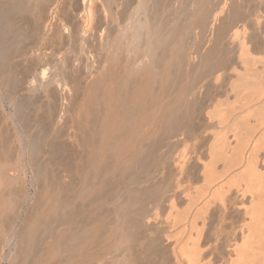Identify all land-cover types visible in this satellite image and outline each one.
<instances>
[{
    "label": "bare ground",
    "instance_id": "obj_1",
    "mask_svg": "<svg viewBox=\"0 0 264 264\" xmlns=\"http://www.w3.org/2000/svg\"><path fill=\"white\" fill-rule=\"evenodd\" d=\"M95 1L98 0H80L77 6L78 8L75 6V10L77 11L74 12L75 10L72 11L70 9L71 0H0V58H6V60H8V63L10 62L11 67L13 63L16 62L15 64H18L17 62L20 60L19 59L18 61H14L13 59L14 53H16L15 51H17L15 50L16 47L13 50L14 53L11 50L14 48V45H19L18 42H20V39L23 37V33H21V31L13 29L17 24L15 17L18 19V15H15L19 13L21 14L23 12L27 13V10L32 11V9H34L33 11H35L36 8L42 6L43 2L44 4L46 2L47 6L45 7V13L42 19L43 22H41L43 23V25L42 27H40L41 25L38 27L40 28L39 31L41 30L39 34L43 38L42 40H44V47L40 50L31 49L32 52L34 51L33 57L34 54H36V63L40 67L36 66L37 68H39V71L36 73V75H33V77H31L32 79L29 83H27L26 86L29 87V90L35 91L38 89V91H41V93L43 94V99L46 100L47 105H45V103L44 105L46 107L48 106L47 109L49 111L47 112L49 114L46 111L45 112L47 113V115L51 114L54 117V126L59 128L63 127L66 130L67 135L65 136H69V138H71V149H74L77 152L79 151V149H81L82 151L76 163L77 170H71V167L67 168L68 170H64L67 166L65 164V166L63 165L64 160L59 159L52 153L54 149L53 146L55 144L52 145V142L50 141L52 137L49 139V134L45 133L48 132V129L47 131L44 129V136L41 132V140H39L40 138L37 137L34 138L35 135L33 137L30 136L29 138L24 136L25 138L23 141H21L22 143L20 144V154H28L21 170L27 172V168L30 167L33 178L29 182L31 184V187H34V189H37L38 191L36 190L37 194L36 192L34 193L35 195L33 194V197L37 195V198H34V200L36 201H33V207H31L33 211H31L32 213H30L29 207V214H32L31 216H28V214L26 215V213H28L26 212L28 211L27 209H21L22 203L24 204L27 201L29 202L30 200H32V195L28 196L26 194L27 190L29 189L27 188L25 183L19 186L21 187V189L23 188L22 194L25 193L24 196L22 195L24 197L22 198V202H19L21 198L19 199V197L17 196L19 199L17 200V197H15V195L21 194V192L20 194H18L19 192L17 193L16 189H13L12 193H10L11 191L9 192V196L11 197H9L10 199H0V225H2L3 223L7 224V226L4 224V226L1 227L7 228H3V231L1 232L0 237L2 241L0 240V249H4V247L8 246L7 248H9V251H13V248H18L21 243H24V247H22V245L19 247L22 253L21 255L19 254L20 258L18 255L15 256V254L12 253L13 255L11 254L12 256H10V264L13 259H17L18 261L17 262L16 260H14L13 263H15L16 261L15 264H96L97 262L101 263L104 261H108L109 264H122L125 256L122 255L124 252L122 250L123 253L120 254L122 255V258H120L116 252L119 250V248L127 246L125 244L126 242L130 241L128 244L130 245V238L136 241V236L140 235V229L143 227L146 228L145 226H148L149 223L151 224L150 221L153 218L155 219L156 216L158 217L162 214V216H160L162 219L163 214L166 213L164 214V216H166L163 218L164 220H167L166 224L170 223L168 220H172L173 222L171 223L173 224H170L171 226L182 224L181 222L187 219L185 222L189 225V228H192L195 222L190 218L192 216H187V212H182L183 215H186H184L185 218L181 214H175L176 216L179 215V217L182 216V218L180 217L181 219L177 216L178 218H176L175 220L174 217L175 211L173 209L176 207V201L174 202L176 192L179 193V190L181 189V192L184 191L181 193L182 195L184 193V195L189 196V194H187L189 192L185 193L189 185H184L188 183L187 179L186 177L184 178L186 179V182L183 184L184 179L182 178V175L184 173L185 161L187 160L186 158L184 159V157L186 156L183 157V153L179 154V156H177L176 154L174 156L171 153L172 151L170 152L171 149L168 150V148H171V146H173L174 142H177L179 139H181V136L178 138L179 134L176 132L179 130H176V128H181L179 126H182L181 123L183 122L185 126L186 124L188 126V122L190 121L188 120L186 123L185 120L183 121V118L189 119L191 114H193L194 103H196L195 100L197 99L196 96L199 95L198 93L201 92L204 84L208 82L207 80L211 79L213 80L212 82L216 83V81L220 80L219 78L221 74L223 76V73L228 71H232L234 72V74H238L236 75L237 78H242L241 82H238L236 80L237 85L234 84L236 88H233L232 85V90L238 91H236L238 93L237 101L241 103V107H244L246 104L249 105L250 102L253 103V101L255 100L256 103H258L260 100H264V90L262 89L263 86H261V84H255L256 82H258V78L255 80L256 82H253L252 79V82H248L252 73H250V75H247L245 74L249 73L246 72L247 70H244L245 73L244 71H239L242 69L241 66H243V69L248 70L250 67L252 68L251 65H253L252 62L254 58L249 54L250 52L248 51L249 49L247 48V43H245V40L243 39L244 37L242 38V35L240 36V34L244 33H240V27L241 29H245L244 27L247 24L246 20L251 19L249 18L248 14H246V17V15H244V11L241 10L243 7L239 5L240 0H218L213 7L208 5V0H198V3L197 1H195V5L197 4L196 6L192 5V7L194 8L197 7L195 9V15L192 9L191 11L188 10L193 13V16L196 17V20L194 22L191 19H195V17L190 19V16L192 17V13L189 14V16L187 15L189 17L188 19H186V21L189 20V25L187 26V28H189L190 26V28L188 29L189 33L193 32H190V29H192V22L196 23L197 21L198 23H196V25L198 24V26L203 27H198V29H204L206 27L209 35L213 34L212 32L220 23V26L218 28V38L213 45L210 44L211 46H208L207 50H205L208 44V41L206 40H203V42H206L198 46L192 44V46L187 47L186 50L183 49V43V45H179L181 41L184 40L183 37L185 36L181 35L184 30L182 28L178 29L175 26L177 25L176 21L170 20L171 15L169 16L168 11L170 8H167V6H173V1L176 2L177 0H163L164 6L162 5V7L158 3L159 6L157 5V9H159L158 7H166V9H164L167 11V17H169L162 19V21H164L166 25L169 24L168 21H172L170 23L175 22L174 26L167 27H170L169 29L176 27L173 29L177 31L178 36H182L180 38L182 40L178 44L175 43L177 35H173V32H176L172 31L173 29L166 30L167 27L163 28L165 24L160 21L161 17L158 21L157 18L159 16L156 17V19L152 20L153 22L151 21L155 25H152L151 22H149V17L148 19L145 18L147 17L145 15L148 14L144 12L148 5L147 2H149L150 0H136V3L133 5H131L130 3L129 7H132L129 12L126 13V19L124 21L123 19L125 17V12L121 9V11H123L124 13H120V8H122L121 6H123V0L122 2L121 0H99L100 2L98 3L101 5L99 7H101L102 9L101 12L98 11L99 8L94 5ZM180 1L182 0H179L178 2ZM159 2L161 4L162 1L159 0ZM168 2L170 5H165V3L167 4ZM178 2H176L177 6ZM175 5L171 7V10L174 9V7L176 8ZM154 11L156 10L154 9ZM61 12L63 13L61 14ZM163 13L164 12L160 13L162 14V17ZM140 14L143 15L144 18H141L142 16H140ZM120 15H122V17ZM26 16H29L28 13L26 14ZM172 16H174V14ZM34 19H36V17ZM155 20L156 22H154ZM166 20H168L167 23L165 22ZM27 21L29 20L27 19ZM27 21L25 20V22ZM159 21L160 23H158ZM112 26L115 27V31L113 32L114 34H111ZM29 28L31 27L29 26ZM180 29H182L183 31H180L179 34L178 30ZM33 30H35L34 27ZM39 31L36 30V33ZM186 31L187 30L185 29V32ZM188 31L187 34L185 32L184 33L188 35ZM198 31L200 32V30ZM39 34L37 33L38 36ZM172 36L176 37L172 38ZM36 38L38 39V37ZM213 38L214 37H212V39ZM173 39L175 42L173 41ZM38 50L39 52H37ZM235 51L237 52L236 54L238 63L231 61V57L235 55ZM21 52V54L23 55L25 53L24 49ZM9 53H13V55L11 54L10 56ZM21 54H15V58L16 56L20 58V56H22ZM3 59H0V70L2 67L1 64L3 62ZM19 65L20 64H18V67ZM16 66L17 65H15L14 67ZM238 66L241 69H238ZM30 68H27V71ZM8 69L9 68H7V70ZM11 71L13 72V70ZM237 71L240 73L242 72V74H239ZM249 71H251V69ZM243 74L245 76H242ZM183 75L185 76L183 77ZM253 75L252 77L256 78L260 74H258V76H256L257 74ZM7 76L6 78H9L10 80L11 77ZM239 78L238 80H240ZM15 82H17V86L19 85V87L16 86L17 89L20 88L22 84L25 85L21 81V79L19 81L16 80ZM4 83L7 84L6 82ZM249 83L250 86L253 87V85L255 84L259 88H255L254 85L256 91L253 95L248 97V94L245 95V93L243 95V93L250 88ZM15 88H13V90ZM11 89L8 90L10 91ZM15 91L16 90H14V92ZM247 93L249 92L247 91ZM2 94L3 96H5V93ZM9 95L10 94H8V96ZM11 95L9 97H11ZM15 99L16 97L14 95L10 99H8V101L12 102L14 105L16 104L15 106H13L14 109L17 110V108L19 109L20 107L18 103L21 100L15 101ZM252 107H250V109L252 113H254ZM261 108L263 109V106L259 107L258 110H260ZM244 109L243 110L247 112L242 111V113H244L239 114V118H241V121L246 117H250L249 114H251V111L249 112L246 106ZM33 111L36 110L34 109ZM32 112L30 113L32 114ZM222 112H219V115H217L218 118L219 116L221 117V119L224 117V113ZM72 113H75V116L71 115ZM257 113L259 114L258 111ZM66 114H70V116L68 115V117H65ZM260 114L263 115L261 119L260 117L258 118V120L260 119L258 121V125L261 126L264 125V112L260 111ZM225 119L226 118L222 119V121L225 122L227 120ZM235 124L236 123L233 124L234 126L231 125V128L236 127L237 125ZM258 125L257 127L259 128L260 126ZM245 126V129H248V131L246 129L247 132H245L246 134H248L251 127L249 128L247 125ZM153 128L155 129L156 133L152 131ZM236 128L233 129L236 130ZM239 130H237L238 132L236 131V133L234 134V136L237 138V145L235 144L236 146H232L233 149L231 148L232 150L235 149L234 151H231V154L235 155L236 157H230L231 159L228 158L226 162L229 161V159L230 162L234 161V164L232 163L233 168L235 164H237L235 165V167L240 163H243L244 165H242V171H240L238 175V177L241 176L242 178H237L239 179V182H237V180L235 182V177L233 176L232 180L235 182L233 186L236 185L235 187H238V192L241 199L246 196L248 198L247 206H245L246 204H243V202L245 201H241L244 205V212L248 216V221L245 224L247 231L242 233L243 235L241 242L235 246V257L232 259L231 264H264V171L258 172L259 169L257 171L255 167L256 154L254 153L257 151V148L255 146L258 145V150L261 147L264 148V132L262 133V135L260 133L257 137L259 143L257 140H255V144L254 141L252 142L254 144V146L252 144V146L254 147L253 148L249 146V136L245 137L246 134H244L242 135L243 137H241V135L239 134ZM173 131H176V134L172 135L171 133ZM258 131H264V129ZM157 132L158 135H160V138H156L157 140L161 139L160 143L163 146H159L157 144L158 141L156 140V138V143L155 140H153L154 136H158ZM159 132H161L162 135L159 134ZM183 132L184 131H182V133ZM185 132L187 131L185 130ZM250 133L248 135H250L251 137L252 132ZM237 134L240 136L237 137ZM218 137V140L215 141L216 143L219 141L215 145L216 147L218 146V148L215 149V147L213 146V148L215 149L214 153L215 155H220V153H222L221 155H224L223 153H226V151L228 152V150H224V147L227 146L225 140L226 138L222 134ZM259 137H261V140L259 139ZM30 138H33V140H36V142L31 140ZM3 140L4 139L0 141V160L8 158V149H10L11 147L10 142L8 143L9 146H7L5 145L6 143ZM152 140L154 141L153 143H151ZM144 142L146 143V145H148V147H146ZM154 144H157V148L159 146L160 149H162V147H164V149H156V152L160 151L159 153H157L158 159L155 158L156 156L152 157V159H157V163L155 164V161L150 162L151 165L155 164L154 168H152L153 170L151 172L150 170H145L149 172H147L145 177H141L140 156L143 154V156L149 157V154H151L150 150ZM151 145L152 147L150 148ZM247 145L249 146V148H253L254 150L248 149V152L246 149L245 151ZM259 145L261 146L260 148ZM37 147L39 149H37ZM154 147L153 149L155 150ZM35 149H37L38 151L40 150L39 152H41L42 158H39V155L37 154H35V156L37 155V158L33 156V153H35ZM237 150L240 151L238 152ZM261 150H263L264 152V149ZM38 151H36V153H38ZM56 151L55 154H57ZM217 151H219L220 153H217ZM234 152L238 153L234 154ZM151 156L152 155H150V157ZM15 161H17V159H15ZM262 161L264 163V158H262ZM230 162H227V164H229V167H231L230 165H232L230 164ZM166 164L168 165V167ZM61 165L64 166V168L62 167L64 171L62 170L60 172L65 173L62 174L59 172L61 174L60 176L61 178L62 175L65 176V178H62L63 180L67 177V181H64V184L60 183L59 181L55 182V179H57L55 171L57 170L58 173ZM206 165L208 167H205ZM206 165L203 164L202 170L204 171V169H207L203 174L206 175L205 179L207 178V180H209L208 184H211L215 180L220 179L219 176L222 175L218 174L216 175V177L215 174L212 173L213 171L211 166L208 164ZM1 167L2 166H0V168ZM134 167L135 169H137L134 170ZM144 167H147V164ZM209 167L211 169H209ZM142 168L143 166L141 163V169ZM1 169L0 170L3 172V170H5L6 168L4 169L3 167ZM8 169L11 170V168ZM230 169H227L228 172L230 171ZM167 171L168 175H166ZM49 172H51L50 174L53 178L49 177ZM212 174L214 175V177ZM1 175L3 174L1 173ZM183 176L186 175L184 174ZM164 177L168 178L167 181H165L166 178L164 180ZM59 178L57 180H59ZM241 180L244 181V183L242 182L243 185L240 182ZM15 182L17 183V181ZM236 183H239L241 185ZM152 184L154 186L156 185V187L155 190L152 191L153 193L151 192L149 195L152 196L155 202L154 204L152 201L154 206L160 208L158 209V211L160 210V213L156 211L157 213L155 212V216L152 214V216H150L148 214L149 210L147 208L145 209V205H147L148 202H142L143 200L145 201V198H143L142 200V197L149 193L148 191L150 190L147 189H150L151 186H153ZM183 186L187 187L184 188ZM241 186L243 187L241 188ZM140 187L142 189L144 188L145 190L143 195H141L140 193ZM222 187L223 184L220 186V188L217 187V189H213V191L211 189L212 192L209 191V195L211 194L215 197L219 196L220 198V191ZM153 188L151 190H153ZM206 188L205 192H207ZM201 190L203 192L202 188ZM198 193L199 192H197V194ZM73 195L78 198L79 203H83L84 199L90 198L91 205H94L98 208H96V210L89 209L90 211L82 217L79 213H77L79 214V217H77V219L76 216H74L75 213L71 212V209H68V206H70L72 203L71 200L73 199L71 198V196L73 197ZM203 195H205V193H202L200 197H202ZM69 196L71 200H69ZM200 197L196 198L199 199ZM196 198H194V200H196ZM79 199H81V202ZM102 205L107 206V208L105 206L106 211L104 210L102 211V213H98V210H101V208H103ZM109 205L110 208L108 209ZM146 207L150 209L151 206ZM156 207L153 208H155L156 210ZM164 207H167L166 209L169 210H167L168 213L166 212V209L164 210ZM84 208L86 209V206ZM79 209L80 208H78V212L80 211ZM81 210L83 209L81 208ZM186 210L189 212L190 208ZM200 210L201 209L193 211H196V213L198 214L199 212H201ZM73 216L75 218H73ZM157 219L159 218H156V220ZM174 222H176L177 224H174ZM195 229H197V227ZM180 231H185L184 223L182 224V229ZM190 231H188L189 236L187 234L186 236L192 238L190 236ZM199 231L200 230H198V232ZM182 232H180L181 235ZM140 238L142 237L140 236ZM138 239L139 238H137V241ZM175 239L179 240L177 237ZM184 240L183 242L181 240L182 243L180 244L175 242V244H177L174 245L177 247L175 251L177 252L179 257V260L177 261L178 263L176 261L175 262L177 264H181V261L185 264H206V254L204 252V249H202L203 246L201 247V245L199 246L198 244L200 238L199 240L195 238L192 243L186 241L187 238L185 240L186 243ZM187 242L191 244H187ZM136 243L137 242H134V244ZM143 243L144 242L140 241L138 243L139 247L143 245ZM165 247L166 246L161 245L158 246V250L156 252H163L162 250ZM128 248L130 249V247ZM126 250L127 249H124V251ZM17 251H19L20 253V250ZM173 251L174 250L172 249V253H174ZM180 256H183L184 259H182L181 257V260ZM93 261H95V263Z\"/></svg>",
    "mask_w": 264,
    "mask_h": 264
},
{
    "label": "rangeland",
    "instance_id": "obj_2",
    "mask_svg": "<svg viewBox=\"0 0 264 264\" xmlns=\"http://www.w3.org/2000/svg\"><path fill=\"white\" fill-rule=\"evenodd\" d=\"M133 1V2H132ZM147 1V0H146ZM158 1V2H157ZM157 1H154V0H150L149 2H147L148 3V5H147V7H146V9H147V12H146V9H145V12L144 13H146V14H148V15H145V16H147V17H145L146 19H148V17H149V19L148 20H150L149 22H151L152 20H154V19H156V17H158L157 18V21L158 20H160V21H162V19H164V18H166L167 17V14H166V7H164V8H162L163 6H164V2H163V0H160V1H162L161 2V4H160V2H159V0H157ZM172 1V0H171ZM179 0H177L176 2H178ZM195 1H197V3H198V0H182V1H180V2H178V6H177V4H176V2L175 1H173L174 3V5L176 6V8L174 7V9H172L171 10V7H173V6H167V8H170L168 11H169V16L171 15V19L170 20H174V21H176V24L177 25H175L174 23H170V22H172V21H168V20H166L165 22L167 23V21H168V23L170 24H168V25H166L165 23H164V21H162V23H164L165 24V26H163V28H165V27H167V26H176L178 29L179 28H182V29H180V30H178L179 32V34H180V31H183V33L185 32V29L188 31V29L190 28V26H189V28H187V26L189 25V20H187L186 21V19H188L189 17V14H191L192 12H190L191 11V9L194 11L193 13H194V15H195V9L197 8V7H192V5L193 6H196L195 5ZM209 1V3H208V5L209 6H211V7H213L216 3H217V1L218 0H208ZM258 0H240L239 2H240V4L239 5H241L243 8L241 9V6H240V9L241 10H243L244 11V15H246V14H248L249 15V18H251V19H247L246 21V25H247V27H246V25H245V29H241V27H240V33L241 32H244V33H242V34H240V36L242 35V38L245 40V43H247V48L249 49L248 51L250 52L249 54H250V56L251 57H254L253 58V62H252V64L253 65H251L252 66V68L250 67L249 68V70L251 69V71H249L248 69H243V66H241V68L238 66V69H241V70H239V71H246V72H249V73H245V71H244V73L245 74H247V75H250V73H252V75L253 74H257L256 76H258V74H260L258 77H256V78H254V77H252V75H250V78H249V80H248V82H252L251 81V79L253 80V82H256L255 80L257 79L258 80V82H256L255 84L256 85H259V84H261V86H263V90H264V0H259L258 2H257ZM80 2V0L78 1V0H71V2H70V9L72 10V11H74L75 10V8L78 6V3ZM97 2V3H96ZM98 2H100L99 0L98 1H95L94 2V5L96 6V7H98L97 9H98V11H100L101 12V7H99V6H101ZM121 2H122V0H121ZM170 2V1H169ZM169 2L166 4L165 3V5H168L169 4ZM248 2V3H247ZM254 2V3H253ZM96 3V4H95ZM127 3V4H126ZM129 3V4H128ZM130 3H131V5H133V4H135L136 3V0H127V2H126V0L124 1L123 0V6H121L122 8H120V13L121 12H125V17H124V19H123V21L126 19V13L127 12H129V10L131 9V7H129L130 6ZM157 3V4H156ZM158 3H159V5H163L162 7H158L159 9H157V5H158ZM183 5H182V4ZM190 3H192V4H190ZM194 3V4H193ZM244 6H243V5ZM258 4V5H257ZM72 5V6H71ZM128 5V6H127ZM156 7H155V6ZM158 5V6H159ZM170 5V4H169ZM186 5V6H185ZM47 6V4H46V2H45V4H44V2H43V4H42V6L41 7H39V8H36L35 9V11H33L34 9H32V11H30V10H27L26 12L28 13V17L26 16V14L27 13H19V14H16L15 16H17L18 17V19H19V21H18V19L15 17V20L17 21V24H16V26H14V28L13 29H17V30H19V31H21V33H23V37L20 39V42H18L19 43V45H14V48L11 50L13 53H14V49H15V47H16V49L15 50H17V51H15L16 53H14V61H18L19 59V61L17 62L18 64H20L19 65V67H18V64H15V63H13V65L15 66V65H17L16 67H18V68H16V67H14L13 65H12V67L10 66V62L8 63V60H6V58L5 59H3L2 57L0 58V59H3V62H2V64H1V70H0V75H2V76H0V136L2 137H0L1 139H0V141L2 140V139H4L3 141L6 143H4L5 145H7V146H9V142H10V149H8L9 150V152H8V155H7V159H1L0 160V163L2 164H0V166H2L1 168H3L4 167V169L5 170H3V172L0 170V175H1V173L4 175H1L0 176V199L2 198H9L10 196H9V192L10 193H12L13 192V189H16L17 190V193L18 194H20V192H21V194L20 195H15V197H19V199H20V201L19 202H22V198H24L23 196L25 195V193H23L22 194V192H23V188L21 189V187H19L21 184H23V183H25V185L27 186V188L29 189V190H27V195L28 196H30V195H32V200H30L29 202L27 201L26 203H22L21 205V209H27L28 211H26V212H28V213H26V215L28 214V216L30 215H32V214H29V207H30V213H32L33 211H32V208L31 207H33V201L35 202L36 200H34V198L36 199L37 197V195L36 196H34L33 197V194L36 192V194H37V189H34V187H31V184H30V180L33 178V176H32V172H31V169H30V167H28L27 168V172H25L24 170H21L22 168H23V165H24V162H25V159H26V156H27V154L28 153H26V155L24 156L23 154L21 155L20 153H21V141H23L24 140V138L25 137H27V138H29L30 136L31 137H33L34 135V138L35 137H37V138H40L41 136L40 135H42V133L43 132H45V130L47 131V129H48V132H45L46 134H49V139H50V141L52 142V145H54L53 146V155H56L59 159H61V160H64L63 161V165L65 164V165H67L66 167H65V169L64 170H68L67 168H70L71 167V170H77L76 168H77V160H78V158H79V155L81 154V149H79V151L77 152L76 150H74V149H71V145H70V143H72L71 142V138H69V136H65V135H67V132H66V130L62 127V128H59V127H55L54 126V117L50 114V115H47V111H49L47 108H48V106L46 107L45 105H47L46 104V100L45 99H43V94L41 93V91L39 90L38 91V89L37 90H29L28 88V86H26L27 85V83H29L30 82V80L32 79L31 77H33V75H36V73L39 71L38 69L39 68H37L39 65H37V61H36V54H34V57H33V53H34V51L32 52L31 51V49H35V50H37V49H42L43 47H44V40H42L43 38L41 37V35L39 34L40 33V31H39V29L40 28H38L40 25V27H42V25H43V23H41V22H43V17H44V13H45V7ZM76 6V7H75ZM96 7H95V9H96ZM124 7V8H123ZM153 7H155V8H153ZM179 7H180V9H179ZM183 7V8H182ZM186 9H185V8ZM74 8V9H73ZM78 8V7H77ZM162 8V9H161ZM189 8V9H188ZM194 8V9H193ZM121 9L123 10V11H121ZM154 9L156 10V11H154ZM160 9H161V11H160ZM179 9V10H178ZM259 9V10H258ZM126 10V11H125ZM157 10H158V12H157ZM162 10H164V11H162ZM174 10V11H173ZM178 10V11H177ZM184 10V11H183ZM188 10H190V11H188ZM30 11V12H29ZM40 11V12H39ZM77 10H75L74 12H76ZM181 13H180V12ZM186 11V12H185ZM242 11V12H243ZM36 12V13H35ZM123 12V13H124ZM161 12H164L163 13V17H162V14H160ZM175 12V13H174ZM179 12V13H178ZM188 12V13H187ZM247 12V13H246ZM249 12V13H248ZM254 14H253V13ZM257 12V13H256ZM38 13V14H37ZM63 12H61V14H62ZM142 13V12H141ZM144 13H143V15H144ZM157 13V14H156ZM185 13V14H184ZM193 13L191 14L192 15V17L190 16V19L191 18H194L195 16H193ZM22 14H23V16H22ZM155 14V15H154ZM166 14V15H165ZM174 14V16H172ZM14 15V14H13ZM20 15V16H19ZM33 17H31V16ZM36 15V16H35ZM143 15H141L140 14V16H142L141 18H144L143 17ZM186 15V16H185ZM188 15V16H187ZM257 15V16H256ZM39 16V17H38ZM121 17H122V15H120ZM168 16V17H169ZM177 16H178V18H177ZM21 17V18H20ZM22 17H23V19H22ZM36 17V19H34ZM120 17V18H121ZM161 17V18H160ZM167 17V18H168ZM173 17V18H172ZM246 17H247V15H246ZM29 20V21H27V19ZM38 18V19H37ZM160 18V19H159ZM176 18V19H175ZM181 18V19H180ZM20 19H21V21H20ZM260 19V20H259ZM25 20L27 21V22H25ZM38 20H39V22H38ZM41 20V21H40ZM121 20V19H120ZM191 20H193L194 22H195V20H196V17H195V19H191ZM190 20V21H191ZM22 21H24V22H22ZM160 21L158 22V23H160ZM258 21V22H257ZM29 22V23H28ZM153 22V21H152ZM151 22V24L153 25L154 23H152ZM154 22H156V20L154 21ZM188 24H187V23ZM192 22V21H191ZM194 22H192V29H190V32L191 31H193V32H191V33H189V31H188V35H186L187 34V31L183 34H181L182 36H185V37H183L184 38V40H182V39H180L182 36L181 35H177V31H175V29H173V28H176V27H173V28H171V29H173L172 31H175L176 33H174L173 32V35H177V37L180 39H178L176 36V42L174 41V39H173V41L175 42V43H179L181 40L183 41H181V43L179 44V45H181L182 43L184 44H182L184 47H183V49H187V47H190V46H192V44H195L196 46H198V45H200V44H203L204 42H206V41H208L207 43L209 44H207V46H206V49L205 50H207L208 49V46L210 47L211 45H213L214 44V42L217 40V38H218V33H219V26H220V23L217 25V28H215L214 29V31L212 32L213 34H211V35H209V32H207V28L205 27L204 29H198V27L199 28H203V27H200V26H198V24L196 25V23H198L197 21H196V23H194ZM22 23H24V24H22ZM33 23V24H32ZM41 23V24H40ZM194 23V24H193ZM21 24H22V26H21ZM157 24V23H156ZM20 25V26H19ZM28 25V26H27ZM155 25V24H154ZM193 25H194V28H193ZM25 26V27H24ZM29 26L32 28H29ZM36 26V27H35ZM19 27V28H18ZM27 27V28H26ZM33 27H34V29L35 30H33ZM186 27V28H185ZM261 27V28H260ZM26 28V29H25ZM29 28V29H28ZM170 28V27H169ZM168 27L166 28V30H171V29H169ZM195 28H196V30H195ZM247 28V29H246ZM32 30V32H31V30ZM26 30H27V32H26ZM36 30H38L39 32H37L38 34H39V36L37 35V33H36ZM177 30V29H176ZM198 30H200V32L198 31ZM202 30V31H201ZM218 30V31H217ZM263 32H262V31ZM35 33H34V32ZM111 31H112V33L111 34H114L113 32L115 31V27H113L112 26V28H111ZM196 31H198V32H196ZM217 31V32H216ZM261 31V32H260ZM32 34H31V33ZM195 32V33H194ZM204 32V33H203ZM197 33V34H196ZM217 33V34H216ZM27 34V35H26ZM244 34V35H243ZM24 35H25V37H24ZM34 35V36H33ZM37 35V36H36ZM200 35V36H199ZM204 36V37H203ZM208 36V37H207ZM36 37H38V39L36 38ZM174 36H172V38H175ZM202 37V38H201ZM212 37H214L213 39H212ZM27 39V40H25V39ZM35 38V39H34ZM209 38V39H208ZM23 39V40H22ZM178 39V40H177ZM191 39V40H190ZM202 39V40H201ZM195 40V41H194ZM203 40H206V41H204L203 42ZM191 41V42H190ZM33 43V44H32ZM37 44V45H36ZM211 44V45H210ZM31 45H34V46H31ZM26 47V48H25ZM29 47V48H28ZM32 47V48H31ZM23 49H24V52L26 53H24L23 55L21 54L22 52L21 51H23ZM25 49H26V51H25ZM29 49H30V51H29ZM39 50L37 51V52H39ZM44 50V49H43ZM19 51V52H18ZM13 53H9V55L11 56V54L13 55ZM237 52L235 51L234 52V54L235 55H233L231 58V61H233V62H237L238 60H237V54H236ZM15 54L17 55V54H21L22 56H20V55H18V56H20V58H18L17 56H16V58H15ZM25 56V57H24ZM27 57V58H26ZM29 57V58H28ZM15 59H17V60H15ZM31 59V60H30ZM35 60V62H34V60ZM5 60V61H4ZM12 60V59H11ZM2 61V60H1ZM9 64H7V63ZM33 62V63H32ZM1 63V62H0ZM238 63V62H237ZM255 63V64H254ZM7 64V65H6ZM32 64V65H31ZM28 65V66H27ZM23 66V67H22ZM26 66V67H25ZM37 66V67H36ZM5 69H4V68ZM9 68L8 70H10V71H8L7 70V68ZM12 69H11V68ZM13 67H14V69H13ZM31 67V68H30ZM40 67V66H39ZM27 68H30V69H28V71H27ZM32 68H34V69H32ZM7 70V71H6ZM11 70H13V72L11 71ZM18 70V71H17ZM5 71V72H4ZM29 71H31V72H29ZM34 71V72H33ZM36 71V72H35ZM4 74H3V73ZM10 72V73H9ZM16 72V73H15ZM238 72V71H237ZM242 72L240 73V72H238L239 74H242ZM12 73H14V74H12ZM227 73V74H226ZM6 74V75H5ZM17 76H16V75ZM183 74V73H182ZM224 75L222 76V74H221V76H220V80H218V81H216V83L215 82H212L213 80H211V79H209V80H207L208 82H206V84H204V87H202V89H201V92H199L198 94V96H196V100H195V102L196 103H194V109H193V114H191V116L189 117V119H187V118H183V121L185 120V122L187 123V121L189 120L190 122H188L189 124H188V126H187V124H186V126L184 125V122L183 123H181L182 124V126H179V127H181V128H176V130L178 129L179 131H173L171 134L173 135V134H176V133H178L177 135H178V138L181 136V139H179L177 142H174V144H173V146H171V148H168V150H170V152L175 156V154L177 155V156H179V154H182L183 153V157L184 156H186V157H184V159L186 158L187 160V162L185 161V165H184V173H183V175L185 174L186 176H183L182 175V178L184 179L185 177H186V179H187V182L188 183H186V184H184L185 182H186V179H182L184 182H183V184L184 185H189V187H187V186H183L184 188L185 187H187L188 189L185 191V193L186 192H189V193H187V194H189V196L187 195H184V193H183V195L181 194L182 192H184V191H182L181 192V189L178 191L179 193H177L176 192V195H177V197H176V195H175V200H174V202H175V205H176V207L173 209L174 211H175V213H174V211H173V213H174V215L175 214H181L184 218H185V216L182 214V212L184 211V212H187L188 213V217H190V216H192V217H190L194 222V224H193V226H196L197 227V229H195L196 227H193L192 226V228H189V225L185 222V221H183V222H181L182 224L184 223V225H185V231L187 232H182V231H180L181 229H182V224H177L176 222H174V224L176 223L177 225H173V226H171L173 223H171V222H173L172 220H168L170 223H167L166 224V219L164 220V218L163 217H165L164 216V214H166V213H164V211H163V217H162V219H161V217L160 216H162V214L160 215V216H156L155 217V219L153 220L152 218V220L150 221L151 222V224L149 223V225L148 226H145L146 228H141L140 229V235H137L136 236V241H134V239H132V238H130V240H131V243H130V245H128L129 244V239H128V241L129 242H126L125 244L128 246V247H130V249L127 247V246H121L122 248H119V252L117 251L116 253H117V255L120 257V258H122V255H125L124 256V259H123V261H122V264L124 263V264H177L178 262V260H179V257H178V254H177V252L175 251L176 249H177V247L176 246H174V245H177V244H175V242L176 243H182L183 242V240H184V238L186 237L187 238V240H186V238H185V240L186 241H188V242H191L192 243V241L195 239V238H197V240H199V238H200V240H199V242H198V244H199V246L201 245V247H202V249H204V252H205V254H206V258H205V261H206V264H231V261H232V259L235 257V246L237 245V244H239L240 242H241V240H242V233L243 232H246L247 231V228H246V226H245V224L247 223V221H248V216L245 214V210H244V205L243 204H246L245 206H247V203H248V198H247V196L246 197H244L243 199H241V197H240V194H239V192H238V187H235V186H233L234 184H235V182H236V180H237V182H239V179H237V178H242L241 176L240 177H238V175H239V173H240V171H242L241 170V168H242V165H243V163H240V164H238V166H236L235 167V165H237V164H235L234 165V168L232 167L233 166V164H234V161L233 162H230V159L231 158H233V157H236L235 155H233V154H231V151H234V150H232L233 148H232V146L233 147H235L236 145H237V138L234 136V134L236 133V131L237 130H239V134L241 135V137H243L242 135H244V134H246V132L248 131V129H247V131H246V129H245V125H247L249 128L251 127V129H249V133L250 132H252V136L250 137V135H251V133H250V135H248V134H246V136L245 137H248V138H250V139H248V143H249V146H251V147H253L254 146V144H255V140H257V137H258V135L261 133V135H262V133L264 132V131H258V130H262V129H264L263 127H264V125H258V121L261 119V117L263 116V115H261L260 114V111L261 112H264L263 111V109H264V100L262 101V100H260L258 103H256V100L255 101H253V103H249V105H245L248 109V111L250 112L251 111V109H250V107H252V109H253V112L254 113H252V111H251V114H249V116L250 117H246L244 120H245V125H244V120H240L241 118H239L240 116H239V114L240 113H242V111H244V110H246V109H244L245 108V106L242 108L241 107V103L240 102H238L237 100H238V91L236 90V89H234V90H236V91H233L232 89L233 88H236V86L235 85H237V81L239 82H241V79L240 80H238V78H237V76L236 75H238V74H234V72H225V73H223ZM9 76V77H11L10 78V80H9V78H6V76ZM13 75H14V77H13ZM246 75V76H247ZM4 76V77H3ZM7 76V77H8ZM185 75H183V77H184ZM242 76H245L244 74L242 75ZM253 76H255V75H253ZM3 79H2V78ZM24 79H23V78ZM182 77V78H183ZM235 77V78H234ZM14 80H13V79ZM17 78V79H16ZM21 79V81L25 84V85H21L20 86V88H18L17 89V87H19V85L17 86V82H15L16 80L17 81H19V80ZM27 79V80H26ZM233 79H235V80H233ZM261 79V80H260ZM24 80H25V82H24ZM182 80V79H181ZM237 80V81H236ZM183 81V80H182ZM234 81H235V83H234ZM4 82H6L7 84H5ZM9 82V83H8ZM12 82H14V83H12ZM181 82V81H180ZM260 82V83H259ZM2 83V84H1ZM5 84V85H4ZM11 84V85H10ZM15 84V85H14ZM235 84V85H234ZM254 84V83H253ZM254 84V85H255ZM4 85V86H3ZM232 85H233V88H232ZM254 85H253V87L252 86H250V83H249V89L247 90L249 93H247V91H245L244 93H243V95L245 94V95H247L248 97L249 96H251V95H253L254 93H255V88L257 87L256 85H255V88H254ZM7 86H10V87H7ZM12 86H13V88H15L16 86V88L14 89V90H16L15 92H14V90H13V88H12ZM2 87H3V89H2ZM6 87V88H5ZM12 88V89H11ZM257 88H259V87H257ZM8 89H11L10 91L8 90ZM22 89V90H21ZM12 90H13V93H12ZM18 90V91H17ZM20 90V91H19ZM5 91V92H4ZM38 91V92H37ZM8 92V93H7ZM17 92V93H16ZM234 92V93H233ZM2 93H5L4 95L5 96H3V94ZM11 93H12V95H11ZM14 93H16V94H14ZM35 93V94H34ZM2 94V95H1ZM8 94H10L11 95V97L12 96H14L15 95V97H16V99H15V101L17 100V101H19V100H21L18 104L20 105V107H19V109L17 108V110H15L14 109V106L16 105H14L12 102H10V101H8V99H10L11 97H9L8 96ZM39 94V95H38ZM8 96V99H7V96ZM28 96V97H27ZM26 97H27V100H26ZM32 97V98H31ZM199 97V98H198ZM236 97H237V99H236ZM235 99H236V101H235ZM26 100V101H25ZM8 101V102H7ZM44 101V102H43ZM44 103H45V105H44ZM260 103V104H259ZM17 104V105H18ZM257 104H259V105H257ZM14 105V106H13ZM243 105V104H242ZM257 105V106H256ZM27 106V107H26ZM29 106V107H28ZM261 106H263V109L261 110H258V108L259 107H261ZM46 107V108H45ZM27 108V109H26ZM26 109V110H25ZM36 110V111H33V110ZM244 109V110H243ZM21 112H19V111ZM28 110H29V112H28ZM33 111V112H32ZM47 113H46V112ZM218 111V112H217ZM223 111V112H222ZM257 111L259 112V114L257 113ZM16 112V113H15ZM18 112V113H17ZM25 114H24V113ZM30 112H32V114L30 113ZM213 112V113H212ZM219 112H222V113H224L223 114V118L222 119H224V118H226L225 120V122H223L222 121V119H221V117L219 116V118H218V116L217 115H219ZM244 112H247V111H244ZM243 112V113H244ZM37 113H38V115H37ZM45 113H46V115H45ZM242 113V114H243ZM17 114V115H16ZM49 114V113H48ZM75 113H72L71 115H74ZM212 114V115H211ZM216 114V115H215ZM221 114V113H220ZM69 116H70V114H68ZM68 115L66 114V116L65 117H68ZM208 115H209V117H208ZM259 115H261V116H259ZM31 116V117H30ZM46 116V117H45ZM47 116H49V117H47ZM52 116V117H51ZM75 116V115H74ZM73 116V117H74ZM28 117V118H27ZM260 117V119L258 120V118ZM43 118V119H42ZM74 119V118H73ZM247 120V121H246ZM32 121V122H31ZM247 122V123H246ZM10 123V124H9ZM28 123V124H27ZM234 123H236L235 125H237L236 127L238 128H236V127H232L231 128V125L232 126H234L233 124ZM260 123V122H259ZM7 126H6V125ZM242 124V125H241ZM258 126H260L259 128L257 127V125ZM21 125V126H20ZM184 125V126H183ZM190 125H193V126H190ZM28 126H29V128H28ZM39 126V127H38ZM44 126V127H43ZM54 126V127H53ZM21 127H24V128H21ZM43 127V128H42ZM53 127V128H52ZM154 127V126H153ZM185 127V128H184ZM186 127H187V129H186ZM188 127H190V128H188ZM26 128V129H25ZM155 128V127H154ZM153 128V132H155L156 133V131H155V129ZM233 128H236V130H234ZM258 130H257V129ZM45 129V130H44ZM180 129H181V131H180ZM233 129V130H232ZM254 129H256V130H254ZM11 130V131H10ZM26 130V131H25ZM43 130V131H42ZM62 130V131H61ZM185 130L187 131V132H185ZM231 130H232V132H231ZM251 130V131H250ZM32 131V132H31ZM182 131H184L183 133H182ZM192 133H191V132ZM233 131H234V133H233ZM246 131V132H245ZM7 132V133H6ZM30 132V133H29ZM42 132V133H41ZM64 132V133H63ZM66 132V133H65ZM176 132V133H175ZM238 132V131H237ZM13 133V134H12ZM26 133V134H25ZM45 133H43V136H44V134ZM181 133V134H180ZM185 133V134H184ZM190 133V134H189ZM195 133V134H194ZM159 134H161L162 135V133L161 132H159ZM224 135V137L226 138L225 140H226V145L227 146H225L224 147V150L226 149V150H228V152L226 151V153H223L224 155H221L222 153H220L219 151H217V153L219 152L220 153V155L219 154H217V155H215V149L216 148H218V146L216 147L215 145L219 142H215V141H217L218 140V136L219 135ZM155 135V134H154ZM157 135H158V132H157ZM238 135V134H237ZM240 135H238L237 137H239ZM260 135V136H261ZM25 136V137H24ZM56 136V137H55ZM160 135H158V136H154V138H153V140H155V138L156 137H158V138H160L159 137ZM22 137V138H21ZM193 137V138H192ZM235 137V138H234ZM7 138V139H6ZM20 138V139H19ZM36 138V139H37ZM63 138V139H62ZM9 139V140H8ZM16 139V140H15ZM31 140H33V138H30ZM53 139V140H52ZM259 139L261 140V137H259ZM39 140H41V138L39 139ZM151 141V143H153L154 141ZM156 140H157V138H156ZM155 140V143L157 142V144L159 145V146H163V145H161V143H160V140L158 139L157 141ZM33 141H35L36 142V140H33ZM69 141V142H68ZM250 141H251V143H250ZM254 141V144L252 143ZM258 141V140H257ZM146 142V141H145ZM144 142V144L146 145V143ZM163 142V141H162ZM58 143V144H57ZM68 143V144H67ZM184 143V144H183ZM258 143H259V141H258ZM15 144V145H14ZM37 144H38V142H37ZM157 144L155 145V147H154V145H153V147L155 148V150L153 149V147H152V145L150 146V148H151V150H150V153L151 154H149V157L148 156H143V154L140 156V175H141V177H145L146 176V174H147V172H149V171H145V170H150V172L153 170L152 168H154V165L157 163L156 162V160L158 159L157 158V153H159L158 151L156 152V149L158 150V148H159V146H158V148H157ZM236 144V145H235ZM252 144H253V146H252ZM13 145V146H12ZM67 145V146H66ZM70 145V146H69ZM63 146V147H62ZM213 146L215 147V149L213 148ZM249 146L247 145V147L245 148V151H246V149H247V151H248V149H253V148H249ZM258 146V145H257ZM257 146H255L256 148V152H254L255 154H256V156H255V154H254V156H255V163H256V169H257V171H258V169H259V171L258 172H260V168H261V164L262 165H264V163H263V161H262V158H261V156H260V153H264L263 152V150H261V149H264V148H262L260 145H259V150H258V147ZM14 147V148H13ZM58 147V148H57ZM146 147H148V145H146ZM237 147H239V146H237ZM13 148V149H12ZM166 148V147H165ZM232 148V149H231ZM37 149H39L38 147H37ZM37 149H35V153H33V156L35 157V158H37V155H39V158H42L41 157V152H39ZM57 151H56V150ZM68 149V150H67ZM162 149H164V147H162ZM162 149H160L159 148V150H162ZM237 149V148H236ZM239 149V148H238ZM57 152V154H55V151ZM63 150V151H62ZM153 150V151H152ZM219 150V149H218ZM254 150V149H253ZM253 150H251V151H253ZM36 151H38V153H36ZM61 151V152H60ZM65 151V152H64ZM72 151V152H71ZM175 151V152H174ZM224 151V152H225ZM238 151V150H237ZM240 151V150H239ZM238 151V152H239ZM12 152V153H11ZM64 152V153H63ZM223 152V151H222ZM238 152H234V154H237ZM249 152V151H248ZM16 153V154H15ZM40 153V154H39ZM59 153V154H58ZM79 153V154H78ZM156 153V154H155ZM185 153H186V155H185ZM35 154H37L36 156H35ZM70 154V155H69ZM78 154V155H77ZM147 154V155H148ZM146 155V154H145ZM150 155H152L151 157H150ZM226 155V156H225ZM21 156V157H20ZM66 156V157H65ZM156 156V157H155ZM76 157V158H75ZM152 157H155V158H157L156 160H155V158H153L152 159ZM223 157H225V158H223ZM231 157V158H230ZM228 158H230L229 159V161H227L228 163L230 162V164H232V165H230L231 167H229L228 165L229 164H227V162H226V160L228 159ZM15 159H17V161H15ZM68 159V160H67ZM71 159V160H70ZM73 159H74V161H73ZM189 159V160H188ZM257 159V160H256ZM67 160V161H66ZM3 161V162H2ZM72 161V162H71ZM153 161H155V164H152L151 165V163L150 162H153ZM7 162V163H6ZM20 162V163H19ZM65 162V163H64ZM67 162H69V163H67ZM212 162V163H211ZM262 162V163H261ZM5 163V164H4ZM67 163V164H66ZM141 163H142V166H143V170L145 171H143L142 169H141ZM147 164V167H144L146 164ZM73 164V165H72ZM150 164V165H149ZM189 164V165H188ZM203 164H208V165H210L211 166V168H212V173L213 174H215V176L216 175H222V176H219V178L220 179H218V180H215L214 182H212L211 184L209 183L208 184V182H209V180H207V178L205 179V176L206 175H204L203 173H204V171H206L205 169H204V171L202 170L203 169ZM227 164V165H226ZM63 165H61V168H60V170L58 171V173H57V170L55 171V174H56V177H57V179L59 178V180H57V179H55V177H54V179H55V182H60V183H62V184H64L67 180V177H66V179H62V178H65V176H63L62 175V178H61V174L60 173H62V172H60V171H62L63 170V168H64V166ZM71 165V166H70ZM167 165V164H166ZM226 165V166H225ZM14 166V167H13ZM74 166H75V168H74ZM152 166V167H151ZM170 166V165H169ZM228 166V167H227ZM244 166V165H243ZM63 167V168H62ZM137 167V166H136ZM167 167H168V165H167ZM186 167V168H185ZM205 167H208L207 165L205 166ZM227 167V168H226ZM8 168H11V170H9ZM12 168H16V169H12ZM210 167H209V169H211ZM230 168H233V169H230ZM19 169V170H18ZM137 169V168H136ZM135 169V167H134V170H136ZM187 171H186V170ZM227 169H230V171L228 172V170ZM18 170V171H17ZM63 170V171H64ZM134 170H132V171H134ZM5 171V172H4ZM12 171V172H11ZM16 171V172H15ZM203 171V172H202ZM11 172V173H10ZM25 172V173H24ZM60 172V173H59ZM139 172V171H138ZM15 173V174H14ZM17 173V174H16ZM51 172H49V177H52V175L50 174ZM63 173H65V172H63ZM62 173V174H63ZM167 174L166 175H168V171L166 172ZM189 173V174H188ZM207 173V172H206ZM224 173H225V175H224ZM11 174V175H10ZM54 174V175H55ZM212 174V175H213ZM6 175V176H5ZM18 175H19V177H18ZM165 175V176H166ZM230 175H231V177H230ZM235 175V176H234ZM14 176V177H13ZM15 176H16V178H15ZM22 176V177H21ZM187 176H188V178H189V181H188V178H187ZM232 176L233 177H235V182L232 180ZM213 177H214V175H213ZM217 177V176H216ZM230 177V178H229ZM11 178H14V179H11ZM19 178V179H18ZM24 178H26V179H24ZM53 178V177H52ZM165 178L166 177H164V180H165ZM167 179L168 178H166V180L165 181H167ZM191 179V180H190ZM227 179H228V182H227ZM207 180V181H206ZM229 180H230V183H229ZM243 180V179H242ZM240 181L241 182V184H242V182L244 183V181ZM15 181H17V183L15 182ZM54 181V180H53ZM65 181V182H64ZM233 181V182H232ZM14 183V184H13ZM29 184H30V186H29ZM208 184V185H207ZM223 184V187L221 188V191H220V198H219V196L218 197H215L214 195L212 196L211 194L209 195V191H211V189H212V191H213V189H217V187L218 188H220V186ZM236 184H239V183H236ZM241 184H239V185H241ZM153 185V184H152ZM243 185V184H242ZM20 188H18V187ZM154 186V185H153ZM153 186H151V188L150 189H147V190H150V191H148L149 193H147L144 197H142V200H143V198H145V201L143 200L142 202L143 203H147V205H145V209L147 208L148 210V214L150 215V216H152V215H154L155 216V212L157 211V212H159L158 211V209H160V208H158V207H156V206H154V204H155V202H154V200H153V198H152V196L151 195H149L152 191H154L155 190V187H156V185L154 186V188H153ZM4 187V188H3ZM207 187V188H206ZM240 187V186H239ZM243 186H241V188H242ZM141 188V187H140ZM153 188V190H151ZM201 188L203 189V192H202V190H201ZM205 188L207 189L206 191L207 192H205ZM199 189V190H198ZM22 190V191H21ZM37 190V191H36ZM146 190V191H147ZM201 190V191H200ZM219 190V189H218ZM144 188L142 189H140V193H141V195H143V193H144ZM211 191V192H212ZM197 192H199L198 194H197ZM153 193V192H152ZM202 193H205V195H203L202 197H200L201 196V194ZM219 193V192H218ZM217 193V194H218ZM236 193V194H235ZM179 194V195H178ZM238 194V195H237ZM11 195V194H10ZM23 195V196H22ZM35 195V194H34ZM216 195V194H215ZM22 196V197H21ZM217 196V195H216ZM238 196V197H237ZM18 197H17V200H19L18 199ZM189 197V198H188ZM196 197H200L199 199H197ZM11 198V197H10ZM9 198V199H10ZM71 198L73 199V200H71ZM71 198H70V196H69V200H71L72 201V203H71V205L70 204H68V205H70V206H68V209H71L70 211L71 212H74L73 214H74V216H76V218L77 217H79V214H80V216L82 217V216H85L90 210L89 209H91V210H96V208H98V207H95L94 205H91V200H90V198L89 199H84V201H83V203H79V201H78V198L77 197H75L74 195H73V197L71 196ZM76 200H75V199ZM194 198H196V200H194ZM234 198V199H233ZM246 198V199H245ZM80 200V202H81V199H79ZM90 200V201H89ZM224 200V201H223ZM1 201V200H0ZM32 201V202H31ZM74 201H75V203H74ZM152 201H153V203H152ZM243 201H245V202H243V204H242V202ZM18 202V203H19ZM239 202V203H238ZM77 203V204H76ZM150 203V204H149ZM75 206H73V205ZM93 204V203H92ZM151 204H153V205H151ZM243 206H242V205ZM27 205H28V207H27ZM31 205V206H30ZM72 206V207H71ZM77 206V207H76ZM83 206V207H82ZM86 206V209L84 208ZM92 206H94V207H92ZM105 206L106 205H102V207L103 208H101V210H98V213L99 212H101L102 213V211H106V208H107V206H106V208H105ZM146 206H151L150 207V209L148 208V207H146ZM165 206H167V205H165ZM241 206V207H240ZM153 207H156L157 209L155 210V208H153ZM188 207V208H187ZM76 208H77V210H76ZM78 208H80L79 210V212H78ZM81 208L83 209V210H81ZM95 208V209H94ZM110 208V205L108 206V209ZM167 207H164V210L166 209ZM190 208V211L188 212L186 209H189ZM194 208H196V209H194ZM197 208H199V209H201L200 211L201 212H199L198 214L196 213V211H193V210H199V209H197ZM74 210V211H73ZM167 210L168 209H166V212H167ZM32 211V212H31ZM169 211V210H168ZM83 212V213H82ZM150 212V213H149ZM154 214H153V213ZM156 212V213H157ZM193 212V213H192ZM77 213H79V214H77ZM160 213V212H159ZM168 213V212H167ZM190 213V214H189ZM192 213V214H191ZM196 213V214H195ZM152 214V215H151ZM173 215V216H174ZM194 215V216H193ZM73 216V218H75ZM153 216V217H154ZM178 217H179V215H177ZM176 215L174 216L175 217V220H176V218H178ZM182 216H180L181 218H182ZM179 217V218H180ZM156 218H159V219H157L156 220ZM180 218V219H181ZM78 219V218H77ZM161 222H160V221ZM178 220V219H177ZM156 221V222H155ZM160 223V224H159ZM164 223V224H163ZM4 224L7 226V224L6 223H3L2 225H0V236H1V232L3 231V228H1L2 226H4ZM171 224V225H170ZM188 225V226H187ZM200 227V228H199ZM5 228H7V227H5ZM4 228V229H5ZM179 228H181V229H179ZM187 228H189V229H187ZM2 229V230H1ZM143 229V230H142ZM161 229H162V231H161ZM191 230V231H190ZM198 230H200L199 232H198ZM182 232V235H181V233L180 232ZM188 231H190V236L192 237V238H190V237H187L186 236V234L189 236V232ZM242 231V232H241ZM161 232V233H160ZM198 234H196V233ZM193 233V234H192ZM200 233H201V235H200ZM162 234V235H161ZM167 234V235H166ZM164 235H165V237H164ZM175 235V236H174ZM140 236L142 237V238H140ZM167 236H169V237H171V238H169V237H167ZM174 236V237H173ZM195 236V237H194ZM198 236H199V238H198ZM173 237V238H172ZM180 238L179 240H177V239H175V238ZM137 238H139L138 239V241H137ZM165 240H164V239ZM169 238V239H168ZM189 238V239H188ZM174 239V240H173ZM0 240H1V237H0ZM176 240V241H175ZM181 240H182V242H181ZM184 240V241H185ZM2 241V240H1ZM140 241H142V242H144L143 243V245H141L140 247H139V245H138V243L140 242ZM186 241H185V243H186ZM134 242H137L136 244L138 245H136V244H134ZM169 242V243H168ZM174 242V243H173ZM187 242V244H191V243H188ZM160 243V244H159ZM24 243H21V245H22V247H24V245H23ZM124 244V245H125ZM164 244V245H163ZM166 244V245H165ZM169 246H168V245ZM19 245V244H18ZM17 245V246H18ZM21 245H19L18 246V248H13L12 250L13 251H9V248H7L8 246H6V247H4V249H0V264H10V259H11V257L10 256H12L13 254H15V256L16 255H18L19 256V258H20V255L22 254L21 253V249H19V247L21 246ZM168 246L167 248L165 247L162 251L163 252H161L160 251V253L159 252H156L158 249V246ZM134 246V247H133ZM21 247V248H22ZM126 247V248H125ZM131 248H132V250H131ZM15 249H17V250H20V253H19V251H17V250H15ZM23 249V248H22ZM120 249H121V251H120ZM124 249H127L126 251H124ZM172 249L174 250L173 252L174 253H172ZM122 250H123V252H122ZM206 250V251H205ZM18 253H17V252ZM133 251V252H132ZM23 252V251H22ZM154 252H156V253H154ZM13 253V254H12ZM123 253V254H122ZM159 253V254H158ZM176 253V254H175ZM12 254V255H11ZM20 254V255H19ZM120 254H122V255H120ZM135 254V255H134ZM164 254V255H163ZM174 255H175V257H174ZM108 256V255H107ZM131 257V258H130ZM181 257H182V259H184L183 258V256H180V259H181ZM16 258V257H15ZM140 258V259H139ZM174 259H176V260H174ZM181 259V260H182ZM14 260H16L17 261V259H13V261L11 262V264L14 262ZM19 260V259H18ZM132 260V261H131ZM16 261H15V263H16ZM129 261V262H128ZM177 263H176V262ZM18 262V261H17ZM94 263H95V261H93ZM128 262V263H127ZM132 262V263H131ZM15 263H13V264H15ZM24 264V263H23ZM93 264V263H92ZM96 264H109L108 263V261L106 262V261H104V262H97ZM181 264H185L184 262H182L181 261Z\"/></svg>",
    "mask_w": 264,
    "mask_h": 264
},
{
    "label": "crops",
    "instance_id": "obj_3",
    "mask_svg": "<svg viewBox=\"0 0 264 264\" xmlns=\"http://www.w3.org/2000/svg\"><path fill=\"white\" fill-rule=\"evenodd\" d=\"M260 156H261V158H264V155H263V153H260ZM263 156V157H262ZM261 166V168H260V171H264V165H260Z\"/></svg>",
    "mask_w": 264,
    "mask_h": 264
}]
</instances>
